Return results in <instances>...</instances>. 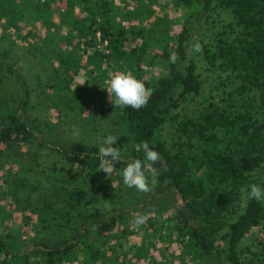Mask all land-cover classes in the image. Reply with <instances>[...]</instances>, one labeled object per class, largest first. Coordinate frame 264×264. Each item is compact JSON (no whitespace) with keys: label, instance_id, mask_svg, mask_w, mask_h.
Masks as SVG:
<instances>
[{"label":"trees","instance_id":"16d2710c","mask_svg":"<svg viewBox=\"0 0 264 264\" xmlns=\"http://www.w3.org/2000/svg\"><path fill=\"white\" fill-rule=\"evenodd\" d=\"M158 2L0 0V39L15 45L22 42L19 36L25 37L30 53L50 64L58 62L54 69L59 92L51 94L42 87L44 100L67 102L81 127L78 138H68L55 127L50 130L52 123L46 119L30 116L33 87L16 69L11 50L0 49V69L5 65L20 89L14 107L0 104V146H45L67 159L71 173L82 181L65 187L61 208L37 206L41 210L26 239L18 226L1 222L0 258L6 260L0 259V264H69L76 252L83 254L79 264H117L121 253L116 249L125 253L130 248L124 247L130 223L146 214L145 228L152 231L135 248L137 256L147 254L158 237L165 243V259L175 255V242L180 247L176 257L189 256L188 264H264V199L245 202L241 194V188L251 184L264 188V0H163L160 4L176 12L167 21L152 15ZM216 7L226 9L230 18L207 34L205 25L212 22ZM172 24L176 31L170 34ZM61 25L69 37L60 32ZM163 25L168 29L162 30ZM197 42L199 52L193 51ZM173 52L175 63L170 60ZM195 53L209 71L222 72L227 82L236 83L218 99L221 104L203 94ZM109 71L131 73L143 81L152 90L147 105L139 110L114 107L104 88ZM85 73L102 82L90 80L89 88L80 85L75 78ZM196 96L201 106L180 116L175 109ZM166 122L174 128L172 143L159 133ZM109 134L117 137L113 146L122 159L144 161L137 145L147 141L160 160L152 166L154 172L146 173L149 180L153 175L156 179L151 191L133 199L115 197L106 206L96 197L98 188L107 184L114 191L110 180L126 166L124 160L114 162L117 170L111 176L100 170V138ZM56 170L64 173L68 168L62 164ZM140 202L139 214L131 217ZM169 208L172 216L163 217ZM119 225L120 236L109 243L106 254L102 245ZM255 230L260 236L251 256L243 255L241 241Z\"/></svg>","mask_w":264,"mask_h":264},{"label":"rangeland","instance_id":"374dc122","mask_svg":"<svg viewBox=\"0 0 264 264\" xmlns=\"http://www.w3.org/2000/svg\"><path fill=\"white\" fill-rule=\"evenodd\" d=\"M162 1L163 0H159L158 3L153 5V8H155L152 14L153 17L159 15L165 17L166 21L167 18H174L173 16L176 15L174 7L169 4H160ZM211 14L212 22L205 25V31L207 34L214 29H218L230 18L227 10L222 7L214 8ZM59 24L60 23L55 24L51 29H56V25ZM167 25H169V23ZM60 27L61 31H59L67 34L65 31V25H61ZM165 27L166 25H163L162 30H164ZM174 30L176 31L175 24H172L169 29L170 34H173ZM59 31L54 34L56 38L58 37L57 35L59 34ZM36 35L37 33L35 32L34 36ZM18 39H21L22 42H18V44L15 45H9L6 40L0 39V49L11 50V53L15 55L16 69L25 76L28 85L33 87L30 99L31 107L28 110L30 116L33 118H40L41 120L46 119L48 122H51L53 126L51 124L49 129L51 130L55 127V129L64 137L78 138L81 128L79 125V117L67 107V102H63L62 99L53 97L54 100L53 98H50L45 101L43 95L45 93L41 91V88L43 87L51 94L57 93V91L59 92L58 87L56 86L58 73H56L54 69L58 62L53 61L54 63L50 64L49 61H44L37 56H34L27 49V44L24 40L25 37L21 38L19 36ZM67 42H69V39H67ZM97 46L103 48V45L98 44ZM159 51L162 52L161 50ZM194 58L197 62V70L203 80V94L213 96L215 101L221 104L218 99L226 96V91H229L236 83L232 84L231 82H227L224 73L222 72L209 71L206 63L198 53L194 54ZM4 66L5 65L0 69V104H5L7 107L12 108L17 104L20 89L17 82L6 72ZM110 73L112 72L109 71V74ZM81 79L85 81L84 85L87 88L90 87V80L99 83L102 82L100 78L93 77L90 73L78 75L75 78L79 83ZM105 80H108V78ZM47 82L49 83V86L44 87L43 85ZM46 104L52 105V107L45 106ZM201 104L202 101L200 96H196L193 99L187 98L175 110L179 112L180 116L185 114L190 115L197 110ZM159 133L168 143H172L176 140L174 128L170 122H166ZM103 141L104 139L100 138L101 145ZM16 148L11 149L6 146H0V224L2 222L11 227L17 228L18 226L21 238L26 239L32 228L30 223L36 219L38 212L41 210V208L40 210L37 209V206H40V203H44V205L61 208L64 192L66 190L65 187L72 188L73 186L80 184L82 181L80 177L71 173L72 170L69 169L70 164L67 159L60 158L59 155L51 152L45 146L39 147L33 142H27L22 143L17 149ZM62 164L68 168L64 173L63 171L56 170V168L60 167ZM105 185L98 188V195L96 196L94 193V196L98 197L101 203L106 206H110L111 200H115V197H117V200L121 201V198H126V200L133 199V197H135L133 195L138 197L142 194V192L135 188L125 186L122 176L118 173L117 177H112L110 180V185L112 187L114 185V191L106 188ZM120 188H125V191H127L129 195L126 193H119L121 191ZM10 190L13 192H10ZM142 204L143 203L140 202L138 203L137 209H131V217H135L139 214V209ZM172 213L173 208H169L163 214V217L166 218L170 214L172 216ZM147 222L148 221L139 227L130 223L131 232L127 235V243L124 244L125 248H130L125 253H122L119 248L116 249L121 253V256L119 254L117 264H177L181 260L184 262L182 264L190 263L189 256L180 260L176 257L179 253L180 247L177 246L175 242L173 243L175 255L172 258L168 259L166 257L165 259L162 255V249L164 248L165 243L158 237H155L153 240L154 244L148 247L147 254L143 256L135 255V248L142 246L145 236L148 232L152 231L151 227L145 228ZM122 227V225H119L115 228L114 236L108 239L107 245H102V247L106 249V254H108L110 250L108 247L109 243L113 242L115 238L120 236L119 230H121ZM165 230L166 228H163V231ZM256 232L257 231L255 230L242 239L241 248L243 250V255L251 256L250 250L255 247V238L256 235H259V233ZM126 244H129V246H126ZM95 251H97V249ZM76 253L77 258L69 264H79V262L84 260L81 252ZM95 255L96 258H99V253ZM0 259L6 260V258L3 257Z\"/></svg>","mask_w":264,"mask_h":264},{"label":"clouds","instance_id":"9594fccd","mask_svg":"<svg viewBox=\"0 0 264 264\" xmlns=\"http://www.w3.org/2000/svg\"><path fill=\"white\" fill-rule=\"evenodd\" d=\"M201 50V45L197 42L193 47V51L199 52ZM170 60L173 63L176 62L177 54L175 52L171 54ZM84 83L85 81L81 79L80 85ZM106 85L104 88L109 93L111 103L114 107H131L139 110L147 105L152 94V90L146 88L143 81L127 72L110 73ZM116 143L117 137L109 134L98 150L100 157L99 168L108 176H111L117 170L114 162L124 160L121 158L120 149L113 146ZM141 149L145 154V160L142 161L138 158L124 160L126 161V166L120 170V174L122 175L125 186L146 193L151 191L156 184L155 176L153 175L150 181L146 173L154 172L152 166L160 160V154L153 150L147 141L141 145H137V151ZM241 194L242 200L245 202L252 199L260 201L264 199V188L256 184H251L241 188ZM147 219V215H138L134 218L133 223L136 227H139L145 224Z\"/></svg>","mask_w":264,"mask_h":264}]
</instances>
